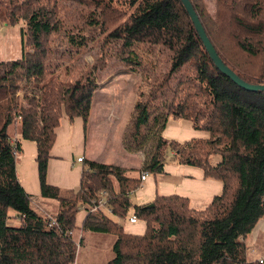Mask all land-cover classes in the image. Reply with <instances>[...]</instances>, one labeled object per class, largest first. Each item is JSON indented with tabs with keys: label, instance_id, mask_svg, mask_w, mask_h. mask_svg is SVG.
<instances>
[{
	"label": "trees",
	"instance_id": "1",
	"mask_svg": "<svg viewBox=\"0 0 264 264\" xmlns=\"http://www.w3.org/2000/svg\"><path fill=\"white\" fill-rule=\"evenodd\" d=\"M189 1L223 64L245 83L264 84V58L256 73L246 68L247 62L264 57V0H214L213 16L202 0ZM70 3L88 9L87 32L64 24ZM20 21L29 50L14 61H0V264H74L72 235L85 230L114 237L107 264H264V258L262 263L247 260L245 245L264 218V92L244 91L215 68L180 0H0V22L13 26ZM96 29L102 50L112 41L131 71L138 64L133 45L169 53L167 71L148 77L135 97L125 146L143 148L149 128L158 127L159 134L141 169L85 161L76 192L63 191L45 179L55 130L63 116L70 123L79 117L86 125L97 64L65 80L71 72L65 68L55 76L59 63L52 58H70L66 49H86ZM227 43L246 63L230 56ZM165 89L170 97L154 115L153 101ZM168 119L188 121L209 136L167 141L160 133ZM16 131L36 143L40 199L59 207L54 214L26 194L17 179ZM171 151L178 164L198 167L205 177L222 182L221 195L204 210L191 209L180 196H156L152 207L131 203L139 174H162ZM212 156L220 161L213 165ZM101 191L108 193L110 215L97 213L76 227L78 204L91 203ZM130 213L145 223L142 235L126 233L112 219L124 220Z\"/></svg>",
	"mask_w": 264,
	"mask_h": 264
},
{
	"label": "crops",
	"instance_id": "2",
	"mask_svg": "<svg viewBox=\"0 0 264 264\" xmlns=\"http://www.w3.org/2000/svg\"><path fill=\"white\" fill-rule=\"evenodd\" d=\"M102 89H97L92 96L86 125L79 117H75L71 123L65 116L61 117L47 161L45 179L49 185L63 191L76 192L80 184V175L85 170V161L91 160L128 170H139L147 162L144 148L129 150L125 146V135L130 119L123 116V111H119L121 108L118 101L105 97L107 90ZM160 136L167 141L183 143L191 138H208L209 134L194 130L188 121L168 119L161 129ZM14 140L19 141L20 146V152L15 159L17 179L26 194L38 198L40 189L35 163L36 143L23 140L17 131L14 133ZM80 157L82 162H77L76 159ZM165 161L162 174L148 173L141 187L130 195L133 205H148L156 196H180L187 199L191 209L204 210L214 197L221 195L222 182L205 177L200 168L178 164L172 151L168 153ZM126 175L131 177V173ZM52 204V201L46 202V205ZM129 216L131 214L124 220H118V225L122 226L126 233L142 235L145 223L138 220L135 224H130L127 220ZM84 219L83 214L77 213L76 227H81ZM258 235L256 231L252 243L250 242L252 247H248L254 250L252 259L264 255L254 244ZM105 237V234L89 232L88 243L97 245L98 240Z\"/></svg>",
	"mask_w": 264,
	"mask_h": 264
},
{
	"label": "rangeland",
	"instance_id": "3",
	"mask_svg": "<svg viewBox=\"0 0 264 264\" xmlns=\"http://www.w3.org/2000/svg\"><path fill=\"white\" fill-rule=\"evenodd\" d=\"M202 2L205 5L206 12L213 16L214 0H202ZM86 10L88 9L82 5L75 3L67 4L65 10L63 11V18H67L64 21V24L68 25V27H81L84 32H87V26L84 22ZM23 31H25L24 21H20L18 24L13 26L0 22V61H14L21 57L23 51L26 52L29 50L28 46L25 45L27 40L26 38H23ZM92 32V34L89 33L90 40L88 41L86 49L77 53H70V49H66L65 52L70 58L67 57L68 59L62 60H59V57L52 58V62L54 64L57 62L59 63L58 68L54 70V74L56 76L59 74L58 72L63 73V70L68 68L71 72L69 74L70 78L64 77L62 74V79H72V75L77 74L79 69H83L85 71L87 67L97 64V68L94 72L97 83L95 91H97V89L99 90L105 88L107 90V95L105 97L118 101L121 108L119 111H123V116L128 120L130 119L127 127L128 130L134 113L133 108L135 103H132L134 95L136 96L139 90H143L148 77L158 75L159 73L164 74L167 71V67L170 62L169 53L162 47L154 48L146 45H133L132 50L138 64L133 66V71H131L130 68L126 67L120 60L121 54L118 46L114 45L113 42L110 41V43L107 44V49H104L103 51L102 46H100L102 42L101 34L98 32V29H96V31L93 30ZM23 39L25 40L24 44ZM227 44L228 48L226 46L225 47L230 56L234 57L238 64L246 63L248 59L246 60L239 51H236L234 47H231L232 44ZM60 49L62 50V48ZM263 58L264 57H261L260 59L255 58L251 61L249 60L250 62H247L246 68L249 71L256 73L259 69H261ZM83 70L80 72H83ZM174 79L171 81L170 85L174 84ZM30 89L31 87H29V91ZM18 95L22 96V92H18ZM169 97L170 93L167 89L160 93V95L153 101L155 106L153 108L154 110L151 109V113L154 112V115H160L163 102ZM156 106H159V109H157ZM158 129V127H152L147 130L146 139L142 145L145 150L146 158L153 152L155 147L154 145L159 134ZM210 159L213 165L220 161L218 156H212ZM42 201L43 200H41L40 197L35 198V202L49 213L54 214L58 211L59 207L55 206V204L54 206L46 205L44 203L45 201ZM109 217L112 218L111 216ZM112 219L118 221L114 217ZM256 231H258L259 235L258 238L255 237L256 240L254 244L258 247L259 252L264 254V219L255 226L252 233L245 240V245L247 246V260L251 261L255 260L252 259L255 253L251 254L248 247L251 246L250 242L252 243ZM72 236H74V241L77 246V255L74 264H107L109 259L112 258L113 252L111 244L114 242L113 236L106 234L105 238L98 240L97 245H90L88 243L89 232L86 230L82 232L77 231ZM79 238H82L80 245H78ZM103 246L104 248H102ZM262 257H264V255H262Z\"/></svg>",
	"mask_w": 264,
	"mask_h": 264
},
{
	"label": "water",
	"instance_id": "4",
	"mask_svg": "<svg viewBox=\"0 0 264 264\" xmlns=\"http://www.w3.org/2000/svg\"><path fill=\"white\" fill-rule=\"evenodd\" d=\"M182 3V6L186 12L187 15H189L190 20L193 24L194 29L196 30L198 37L201 41V43L204 44L205 50L213 62L215 68L222 72L223 75H225L232 83H234L239 88L243 89L244 91H250V92H264V84L262 85H254L245 83L243 80H241L237 74L234 71H231L228 67H226L221 58L218 57L215 53V50L212 46V44L209 42L205 29H203L198 15L194 12V9L190 3L189 0H180ZM152 204H149V207H152Z\"/></svg>",
	"mask_w": 264,
	"mask_h": 264
},
{
	"label": "built area",
	"instance_id": "5",
	"mask_svg": "<svg viewBox=\"0 0 264 264\" xmlns=\"http://www.w3.org/2000/svg\"><path fill=\"white\" fill-rule=\"evenodd\" d=\"M77 162H82V158H77ZM140 176V182L137 188L141 187V183L146 180L148 177L145 172H142L139 174ZM107 197L108 193L106 191H101L97 198L91 201V203H79L78 204V211L77 213H81L84 215V217H91L92 215H96L97 213H103L110 215L111 209L109 206H107ZM128 222L130 224H135L138 220L131 214V216L128 217ZM50 225H57L53 220H50ZM254 250H250V253L252 254ZM264 257L257 258L255 260H258L260 263L263 262Z\"/></svg>",
	"mask_w": 264,
	"mask_h": 264
}]
</instances>
